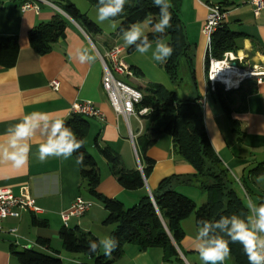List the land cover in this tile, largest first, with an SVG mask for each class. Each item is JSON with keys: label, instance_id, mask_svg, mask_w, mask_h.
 <instances>
[{"label": "crops", "instance_id": "1", "mask_svg": "<svg viewBox=\"0 0 264 264\" xmlns=\"http://www.w3.org/2000/svg\"><path fill=\"white\" fill-rule=\"evenodd\" d=\"M66 1L72 3L71 0ZM19 3L18 0H0V36H14L19 45L16 64L11 68L0 65V143L7 139V129L28 113L47 112L55 118L67 120L72 103L90 100L103 114V120L88 118L90 128L84 139L87 151L98 163L100 182L97 192L100 195L117 199L129 208L138 204L145 195L155 192L164 178L194 173L193 167L174 151L171 136L161 133L146 151V156L154 160V164L144 186L125 190L113 176L99 148L109 146L119 154L127 169L139 170L137 161L141 165V149L137 139L147 131L148 122L132 117L128 127L124 118L111 108L103 89V67L97 52L104 53L118 45L105 41L97 46L76 22L52 7L41 5L35 12L22 10ZM213 3L229 10L226 24L230 30L247 35L239 42L241 49L236 52L238 57L242 56L243 65L250 70L264 68V11L254 16L244 0H181L179 17L192 53L193 76L187 75L190 76L189 86L182 90L181 97L176 89L172 90L182 101L199 98L209 141L231 178L238 182L243 195L240 196L245 203L249 197L260 203L264 202V182L258 183L259 175L253 176L252 170L258 166L264 168V79L260 82L255 78L247 79L231 92H222L229 107V113L225 112L218 94L209 88L206 81V43L201 30L208 14L207 6ZM56 14L66 22L64 37L48 53L39 55L30 46L29 31L49 22ZM85 48L97 55L94 62L81 64L75 58L76 49ZM51 80L59 81L58 90L49 86ZM234 123L238 125V131L234 129ZM41 142L39 134L30 141L29 161L19 169L10 161H0V187L10 188L17 196L33 198L40 208L37 213L23 210L20 217H8L3 221L0 264H20L12 250L31 248L54 255L58 252L62 264L65 260L68 264L90 263L83 254L72 255L64 249L59 235L63 228L60 213L81 196L92 205L81 218L70 219L69 228L91 230L101 239L110 236L115 225L102 228L107 211L89 193L75 157L48 158L41 162L37 158ZM178 190L191 198L196 207L206 202V195L196 187L181 185ZM34 218L45 220L47 225H35ZM181 227L184 236L176 245L180 260L166 261L163 250L159 248L141 250L137 245L126 244L123 256L115 264H202L194 248L197 232L194 214L185 218ZM39 239L48 240L49 248L41 246ZM225 264H231L230 260Z\"/></svg>", "mask_w": 264, "mask_h": 264}, {"label": "trees", "instance_id": "2", "mask_svg": "<svg viewBox=\"0 0 264 264\" xmlns=\"http://www.w3.org/2000/svg\"><path fill=\"white\" fill-rule=\"evenodd\" d=\"M91 5L98 6V0H87ZM181 0H169L172 7V27L165 33L168 42L174 48L172 56L165 62L167 73L174 84L182 79L179 76L181 60L185 61L187 71L193 76V62L186 39L185 27L179 17ZM54 2L74 21L83 31L91 37L101 33L100 28L92 22L78 8L66 0H54ZM146 16H152L154 20L159 19V8L153 5V0H128L121 15L114 20L119 21L118 33L122 28L130 24L143 21ZM66 22L64 18L56 14L47 23H42L29 31V42L31 48L39 55L48 53L53 45L64 37ZM149 38L153 39L149 32ZM247 37L246 34L234 32L229 29L226 22L217 28L211 40V55L222 59L227 52H238L241 47L239 42ZM133 51L134 47H129ZM19 45L14 36H0V65L5 68L13 67L18 58ZM208 62V55L205 57ZM134 77L143 76L140 69L130 66ZM142 92V100L136 104L138 111L143 107L149 108L150 113L142 117L149 121L147 131L137 139L141 149L143 162L142 171L127 169L119 154L109 146L99 148L101 155L109 163L113 176L125 190H136L144 186V181L152 172L154 160L146 156V151L156 142V137L165 133L171 136L173 149L182 159L186 160L194 169L193 174L172 175L164 178L158 185L151 198L145 195L138 204L125 208L117 199L100 195L97 186L100 182L98 163L85 146L90 122L89 119L80 114H71L65 120L66 126L70 127L78 139L84 141L83 147L73 156L75 159L82 153L84 155L83 165H79L81 178L86 182L89 193L97 199L107 211L103 224L115 225L111 235L119 243L117 249L111 256H105L99 252L89 253L88 242L99 239L89 232H83L78 227H64L60 230V239L64 249L72 254H83L90 263L77 262L74 264H115L124 252L126 244L137 245L141 250L148 248H159L163 250L166 261L180 260L176 245L184 236L181 222L194 214L195 223L201 219L215 220L221 215L246 214L244 199L234 186V180L229 171L222 164L214 151L203 123L201 104L199 98L182 101L175 90H169L157 83L136 87ZM222 86H216L220 103L226 113L229 107L223 97ZM234 129L238 131V125L234 123ZM264 173V168L258 166L252 170L253 176ZM191 186L198 188L206 195V202L196 207L195 202L182 194L178 187ZM35 225L46 226L45 220L33 219ZM39 244L49 248V241L39 239ZM231 264H248L242 246L230 244ZM12 254L20 264H62V260L56 254H50L34 248L17 250Z\"/></svg>", "mask_w": 264, "mask_h": 264}, {"label": "clouds", "instance_id": "3", "mask_svg": "<svg viewBox=\"0 0 264 264\" xmlns=\"http://www.w3.org/2000/svg\"><path fill=\"white\" fill-rule=\"evenodd\" d=\"M128 0H98L97 22L114 20L121 15ZM159 8V19L146 16L143 21L130 24L121 29L124 45L134 47L144 56L151 53L153 60L165 63L172 56L174 48L165 39V33L172 27V5L169 0H153ZM116 28L115 23L112 24ZM151 33L153 39L149 38ZM75 58L81 64L92 63L97 55L90 49H76ZM42 138L38 145L37 158L43 162L48 158L69 159L84 145L73 130L66 126L63 118H55L50 113L34 111L23 116L22 120L9 127L7 139L0 143V161L11 162L19 169L29 161L30 141L37 136ZM81 153L76 163L83 165ZM264 182V173L257 177ZM246 214L221 215L218 219L198 221L194 236V248L202 264H225L231 259L230 244H239L247 257L248 264H264V202L257 203L249 197L245 203ZM14 232L16 230H13ZM118 241L105 236L98 241H89V253L103 249L105 256H111L118 247Z\"/></svg>", "mask_w": 264, "mask_h": 264}, {"label": "built area", "instance_id": "4", "mask_svg": "<svg viewBox=\"0 0 264 264\" xmlns=\"http://www.w3.org/2000/svg\"><path fill=\"white\" fill-rule=\"evenodd\" d=\"M19 7L22 10H33L38 12L41 5H46L54 8L59 13L70 18L53 0H18ZM244 4L250 6L254 16H259L264 11V0H244ZM208 14L203 24L201 33L205 39V54L208 55V62L206 65V81L209 88L214 91L215 87L222 86L224 91L231 90L219 79L223 77V64L228 63L233 65V68L241 70H249L251 75L243 78L241 82L247 79L255 78L257 82L264 79V68L250 70L243 65V58L237 56L234 52H227L222 59H217L211 55V40L212 36L219 26L227 21L229 10L224 8L219 3H213L207 6ZM123 49L119 46H113L111 49L104 51V53L97 52L98 58L103 67L102 86L108 98L109 104L116 115L124 118L127 126L132 117L142 119L143 116L148 115L151 111L149 108L143 107L136 110L135 106L142 100V92L126 83L121 78L134 77L133 71L128 66L122 56ZM206 57V56H205ZM240 82V84H241ZM49 86L54 90H58L60 83L58 80H51ZM238 87V86H237ZM236 87V88H237ZM233 88V89H236ZM71 114H80L87 118H97L103 120V114L90 100L74 102L70 107ZM130 139L133 141V136L130 133ZM135 154L137 152L135 149ZM139 170L142 171V166L139 164ZM151 201L154 204L153 197L149 193ZM92 203L81 196L74 199L70 207L60 213L61 220L64 227H68V222L72 218H81L91 207ZM28 210L31 213H37L40 208L31 197H21L15 195L10 188L0 187V230L3 221L8 217H20L21 211Z\"/></svg>", "mask_w": 264, "mask_h": 264}, {"label": "rangeland", "instance_id": "5", "mask_svg": "<svg viewBox=\"0 0 264 264\" xmlns=\"http://www.w3.org/2000/svg\"><path fill=\"white\" fill-rule=\"evenodd\" d=\"M57 1H60V0H57ZM71 1L82 14H85L92 22H94L100 28L101 30L100 34L98 35L91 34V38L95 42V44L97 45L98 43L105 42V41L114 42L116 45L123 48L122 56H123L124 62L128 66H133L135 68L140 69L143 73V76H140V77L135 76L132 78L123 77L121 78L122 80H124L126 83H128L129 85L133 87L146 86L147 84H150V83L161 84L162 86H164L165 88L169 90L176 89L179 92L180 97L182 96L181 94L183 93L182 90H184L186 87L189 86V80H190L189 78L190 76H187L189 75V73L187 69L185 68L184 60H181V65L179 67V76L181 77L182 80L178 84H174L171 81L167 73L165 63H160V62L153 60L151 53H148L147 55L142 56L139 53H137L135 49L133 51L128 50L129 47L124 45L123 40L121 39V34L118 33L119 21L111 20V21H105L104 23H98L96 6L91 5L87 0H71ZM113 23L117 25L116 28L112 27ZM165 39L167 42L169 41L167 37H165ZM143 121L144 122L147 121L148 125L150 124L149 121L146 119H144ZM139 157H140V162H143L142 153L140 150H139ZM138 161L137 163L139 167ZM234 186L236 190L239 192V194L242 195L240 186L237 181L234 182ZM71 224L72 222L70 223V225ZM105 226L107 225L102 224V228H104ZM71 228H74V227H71ZM102 228L100 230H102ZM80 230L83 232H89L95 237H97L98 239H100L97 236V234H94L91 230H83V229H80ZM99 235H102V234H99ZM99 252L101 254H104L102 248L99 249ZM72 255H77V254H72ZM64 264H68V262L65 260Z\"/></svg>", "mask_w": 264, "mask_h": 264}, {"label": "bare ground", "instance_id": "6", "mask_svg": "<svg viewBox=\"0 0 264 264\" xmlns=\"http://www.w3.org/2000/svg\"><path fill=\"white\" fill-rule=\"evenodd\" d=\"M239 57H242L239 55ZM223 77H220V81L223 82L228 88L232 89L240 85V82L243 78H246L248 75H251L249 70H241L238 68H233V65L228 63L223 64Z\"/></svg>", "mask_w": 264, "mask_h": 264}, {"label": "water", "instance_id": "7", "mask_svg": "<svg viewBox=\"0 0 264 264\" xmlns=\"http://www.w3.org/2000/svg\"><path fill=\"white\" fill-rule=\"evenodd\" d=\"M233 65H236V63L234 62Z\"/></svg>", "mask_w": 264, "mask_h": 264}]
</instances>
